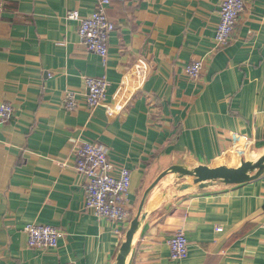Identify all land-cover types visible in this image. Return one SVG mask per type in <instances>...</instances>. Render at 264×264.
<instances>
[{
  "label": "crops",
  "instance_id": "crops-1",
  "mask_svg": "<svg viewBox=\"0 0 264 264\" xmlns=\"http://www.w3.org/2000/svg\"><path fill=\"white\" fill-rule=\"evenodd\" d=\"M101 1L0 0V105L13 108L0 117V264H117L130 225L85 207L80 145L105 146L132 173L131 222L171 167L234 168L264 156V0H247L229 45L215 53L221 0H110L107 59L89 53L67 19ZM198 59L193 80L186 67ZM87 77L109 83L94 109ZM68 92L76 111L63 106ZM186 180L170 173L152 190L126 264H264V175L204 189H183ZM28 225L59 229V247L31 249ZM177 231L189 252L173 261Z\"/></svg>",
  "mask_w": 264,
  "mask_h": 264
},
{
  "label": "built area",
  "instance_id": "built-area-1",
  "mask_svg": "<svg viewBox=\"0 0 264 264\" xmlns=\"http://www.w3.org/2000/svg\"><path fill=\"white\" fill-rule=\"evenodd\" d=\"M110 0L101 1L93 13L87 17L78 11H70L67 19L76 21L79 25L81 43L89 53L107 59L109 39L115 31L114 24L106 14V6ZM247 0H221L217 27L211 53L225 49L232 40L239 19L245 10ZM4 10L0 3V13ZM204 60H194L186 67V74L193 80L200 78ZM84 86L88 92L86 105L94 109L104 103L109 86L106 78H84ZM63 106L67 111H76L79 106L78 96L68 92ZM13 114V108L7 103L0 105V117L8 120ZM76 172L84 178L85 207L99 219L127 229L131 222L127 210V198L132 185V173L127 168H118L109 159V151L103 145L86 143L75 151ZM28 246L37 250H55L59 247L62 233L59 229L45 225H28L25 228ZM221 231V229H218ZM171 259L180 261L187 257L188 242L183 231H177L169 241ZM67 264H76L71 261Z\"/></svg>",
  "mask_w": 264,
  "mask_h": 264
},
{
  "label": "water",
  "instance_id": "water-1",
  "mask_svg": "<svg viewBox=\"0 0 264 264\" xmlns=\"http://www.w3.org/2000/svg\"><path fill=\"white\" fill-rule=\"evenodd\" d=\"M254 172V173H253ZM175 174L179 178H189L194 181L195 185L199 189H204L209 183L221 182L225 185H243L246 183L253 182L264 175V156L258 161H245L242 160L238 167H220L218 169H187L182 166L171 167L168 171L164 172L158 177V179L151 185V187L146 191L142 203L140 205L139 211L136 217L130 224L127 231L125 241L123 242L119 255L117 257V264H126L127 258L130 254L132 248V242L135 234L139 230L141 221L143 220L144 206L148 199V196L152 190L168 175ZM191 184L184 185L182 188H192Z\"/></svg>",
  "mask_w": 264,
  "mask_h": 264
},
{
  "label": "rangeland",
  "instance_id": "rangeland-1",
  "mask_svg": "<svg viewBox=\"0 0 264 264\" xmlns=\"http://www.w3.org/2000/svg\"><path fill=\"white\" fill-rule=\"evenodd\" d=\"M253 160H255L254 157H251V161H253ZM253 162H254V161H253ZM253 173H254V172H253ZM187 179H188V178H187ZM185 182H188V183H189V182H192V183H189V184H192V186L195 185L194 181L191 180V179H190V180H186ZM185 185H186V184H185ZM193 187H194V186H193Z\"/></svg>",
  "mask_w": 264,
  "mask_h": 264
},
{
  "label": "bare ground",
  "instance_id": "bare-ground-1",
  "mask_svg": "<svg viewBox=\"0 0 264 264\" xmlns=\"http://www.w3.org/2000/svg\"><path fill=\"white\" fill-rule=\"evenodd\" d=\"M243 15V14H242Z\"/></svg>",
  "mask_w": 264,
  "mask_h": 264
}]
</instances>
